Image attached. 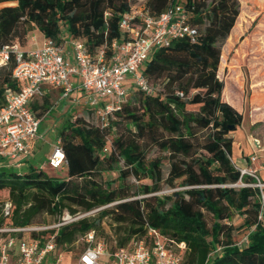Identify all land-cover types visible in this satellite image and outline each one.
<instances>
[{
  "label": "trees",
  "instance_id": "trees-1",
  "mask_svg": "<svg viewBox=\"0 0 264 264\" xmlns=\"http://www.w3.org/2000/svg\"><path fill=\"white\" fill-rule=\"evenodd\" d=\"M4 2L15 4L0 5V47L23 43L36 29L57 43L63 42V32L81 39L91 55L102 48L109 54L112 41L124 35L121 14L137 7L132 0ZM176 3L188 12L194 37L172 38L153 51L143 67L152 92L132 86L127 96L131 91L133 106L126 99L107 125L82 118L61 124L57 139L65 176L49 175L32 163L14 167L0 157V191L7 192L0 202V225H41L35 219L42 213L56 217L95 210L25 236L40 243L52 237L68 253L79 236L93 232L96 240L105 238L101 220L108 217L116 225L115 245H106L111 250L132 239L148 243L147 229L153 227L185 243L177 249L185 264H264V189L235 166L230 125H239L242 116L226 101L217 74L239 0H145L140 8L156 17ZM13 66L11 58L0 66V106L7 90L21 87L11 75ZM47 105L44 96L40 107ZM152 149L158 153L149 156ZM163 186L171 191L160 193ZM236 216L238 225L232 221Z\"/></svg>",
  "mask_w": 264,
  "mask_h": 264
},
{
  "label": "built area",
  "instance_id": "built-area-1",
  "mask_svg": "<svg viewBox=\"0 0 264 264\" xmlns=\"http://www.w3.org/2000/svg\"><path fill=\"white\" fill-rule=\"evenodd\" d=\"M119 27L123 37L113 40L109 54L102 48L91 55L81 39L69 38V54L65 42L57 43L52 38H43L34 48L24 49L18 43L0 47V66L14 62L11 75L21 82L18 90H7L0 106V157L14 167L23 166L30 153L31 145L41 138L37 116L31 102L44 95L42 84L60 89L59 98L69 97L74 88L71 80H79L81 96L86 106L97 116L102 126L108 118L121 108L127 93L133 86L145 93L153 88L143 75L146 60L155 49L167 45L172 38L191 37L196 33L195 26L188 23V12L181 3H176L159 16H151L140 7L121 14ZM181 94V93H180ZM257 147L259 144L256 143ZM254 162V155L249 157ZM46 164L62 168L65 164L64 152L59 139L55 140ZM240 174L256 178L261 189V181L256 169L235 164ZM236 185H244L239 182ZM264 199V193L261 192ZM9 203L4 204V213ZM58 222L53 226L0 225V264H185L177 249H184L185 243H177L163 236L157 229L148 227L150 241L132 239L127 246L109 249L99 240L92 243L93 232L85 236L87 245L77 253L75 262H68L66 253L54 242L52 237L43 243L25 236L32 230L57 227L74 220Z\"/></svg>",
  "mask_w": 264,
  "mask_h": 264
},
{
  "label": "rangeland",
  "instance_id": "rangeland-1",
  "mask_svg": "<svg viewBox=\"0 0 264 264\" xmlns=\"http://www.w3.org/2000/svg\"><path fill=\"white\" fill-rule=\"evenodd\" d=\"M145 0H132L133 4L137 7L143 4ZM15 4V2H4L0 5ZM136 7V8H137ZM66 37V33L63 32L62 37ZM43 41V37L36 30L28 32L27 40L20 42L19 44L26 48H32L39 46ZM36 42L38 43L37 45ZM218 77L225 83L224 92L225 99L229 102L238 112L241 113V122L235 128L231 130L229 135L233 139L232 157L234 161L241 167L253 168V164L241 160L238 156L247 157L249 153L255 152L260 157V163L264 165L263 157L264 153L253 147L252 142H256L264 147V2L261 6L255 5L252 0H239V14L236 18L235 24L231 29L228 37L221 44V59L218 68ZM54 97V96H53ZM48 99V105L54 104V98ZM133 94L130 91L127 96V100L133 106ZM43 99V98H42ZM39 102L38 104H42ZM68 108L67 103L64 101L56 104L55 109H51L47 112L45 118L39 127V133H41L42 140L39 142V146L33 150V157H31L33 164L36 167H41L49 175L65 176L66 168H53L47 164H44L45 159L52 150L55 140L57 139V133L61 127L63 121L67 119H84L89 124H100L96 114L89 111L86 105L77 106L71 110V113L64 116V111ZM59 110L62 113L59 114ZM47 109H39L36 114L42 117ZM240 152V153H239ZM158 151L152 149L149 152V156L156 155ZM256 163H258L256 161ZM264 170L259 173L256 172L257 177L261 181V188L264 189V178L262 175ZM111 176H115L111 173ZM136 182L134 178L130 179ZM255 184V183H254ZM171 191L170 188L162 187L160 193H166ZM6 191H0V202L5 198ZM95 214V210L83 212L77 211L75 214H69L64 211L60 216H51L46 213H42L36 217L37 224L53 226L58 222L70 220L72 218L79 219L86 216ZM232 221L235 224L240 223L238 216L234 217ZM101 227L105 234V238L94 236L92 243L102 240L108 246L115 245V229L116 225L108 217H104L101 220ZM109 237V239L107 238ZM243 233L238 232L236 238L243 239ZM87 245L85 237L79 236L71 245L72 251L66 253L68 262H75L77 259V253Z\"/></svg>",
  "mask_w": 264,
  "mask_h": 264
},
{
  "label": "crops",
  "instance_id": "crops-1",
  "mask_svg": "<svg viewBox=\"0 0 264 264\" xmlns=\"http://www.w3.org/2000/svg\"><path fill=\"white\" fill-rule=\"evenodd\" d=\"M63 38H64L63 41L66 43V44H65L66 54H69V52H70V46H69V44L67 43L68 40H69L67 34H66V37L63 36ZM37 44H38V43L36 42L35 45H37ZM22 47H23V46H22ZM26 47H27V46H25V47H23V48H24V49H28V48H26ZM30 47L34 48L32 45H31ZM71 80L74 82V88H73V90L70 92L69 97H67V98H62V99L59 98V96H60V89H58V88H54V87L49 86V85H47V84H42V85H41L42 88H43V90H44V95H43L41 98H36V99H34V100L31 102V107L33 108V110L35 111V113L37 112L38 108L41 109V110L43 109V108L40 107L41 105L38 104L39 102L41 103V100H40V99H42L44 96H47L48 99H51V98L54 96V97H53V98H54V104L49 105V109L46 108L47 111H45L44 115L41 117V121H42L43 118H45V116H46V114H47L48 111H50L51 109H55L56 104H59V103H61V102H63V101H64L65 103H67V105H68V108L66 109V111H64V113H65L64 116H63V115L61 116L63 119H65V116H66L67 114L71 113V110H72V109L76 108L77 106L86 105L85 102H84V100H83V97L81 96V91H80V88H79V86H78V84H79V80H78V78L75 77V76H72ZM58 112H59V114L62 113L61 110H59ZM63 122H64V121H63ZM63 122H62V123H63ZM39 132H40V131H39ZM40 134H41V133H40ZM41 140H42V138H40V139H38V140H36V141L33 142V144L31 145L32 147H31L30 153H29V154L27 155V157L24 159L23 166H27L29 163H32V164H33L32 160H31V159H32L31 157H33V150H35L36 147L39 146V142H40ZM233 142H234V141H233ZM252 145H253V147H254V146L257 147L256 142H254V141L252 142ZM257 149L264 153V147H262L261 145H259V147H257ZM239 153H240V152H239ZM232 154H233V151H232ZM241 155H242V154L240 153L238 156H240L239 158H241V160H243V161H246L247 159L249 160V157L252 156V155H254V156L256 157V160H255L254 162H251V163L253 164V168L256 169V172H258V173H259L260 171H263V170H264V165L260 163V160H259L260 157H258V156L255 154V152H251V153H249L247 157H241ZM45 160H46V159H45ZM256 161H257L258 163H256ZM263 161H264V157H263ZM249 162H250V160H249ZM263 163H264V162H263ZM44 164H46V161L44 162ZM33 165H34V164H33ZM262 177L264 178V174L262 175Z\"/></svg>",
  "mask_w": 264,
  "mask_h": 264
},
{
  "label": "water",
  "instance_id": "water-1",
  "mask_svg": "<svg viewBox=\"0 0 264 264\" xmlns=\"http://www.w3.org/2000/svg\"><path fill=\"white\" fill-rule=\"evenodd\" d=\"M230 128H231V129L235 128V125H230Z\"/></svg>",
  "mask_w": 264,
  "mask_h": 264
}]
</instances>
